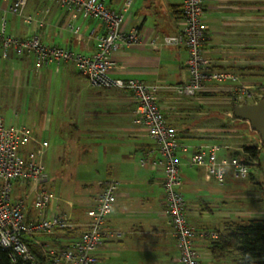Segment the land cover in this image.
Listing matches in <instances>:
<instances>
[{
    "label": "crops",
    "instance_id": "1",
    "mask_svg": "<svg viewBox=\"0 0 264 264\" xmlns=\"http://www.w3.org/2000/svg\"><path fill=\"white\" fill-rule=\"evenodd\" d=\"M124 1L107 0V4L118 11ZM8 7L7 1L0 0V19L3 14L11 16L9 24L6 23L8 33L22 38L36 34L46 45L84 56L95 52L94 37L103 33L99 20L78 17L73 22L80 29V35L76 36L66 28L68 12L47 0H27L24 13L38 20L31 26L8 12ZM180 8L181 0H132L122 30L136 29L141 45L114 53L117 68L112 76L160 86L158 105L167 125L177 131L180 142L190 146L217 145L221 160H241L236 157L237 152L247 158L245 148L239 146L260 149L258 134L246 121L231 116L230 110L212 111L207 104L219 99L218 96L233 100L234 106L254 104L256 99L242 95L240 86L248 93L263 95L259 91L264 89V0H205L204 21L208 26L205 55L214 70L236 75L240 85L223 83L194 99L179 97L170 89L188 79L185 48L148 45L179 31ZM16 19L22 23L21 34H18L21 23ZM49 88L60 94L59 107L72 119L70 126L80 127L81 133L88 138L90 144L83 148L84 154L94 153L99 160L97 163L102 166L101 171L95 170L97 189L89 195V203L80 206L81 209L73 212L70 204L71 208L64 212L54 204L56 200L50 203L44 217L62 214L72 223V229L67 234L57 231L53 237L51 235L54 238L52 245L56 247L49 249L65 248L78 238L87 226L86 215L95 206L100 183L114 180L119 189L107 218V228L122 232L124 236L121 240L104 241L96 251L98 264H179L175 239L164 214L162 170L154 164L159 160L158 151L154 142L133 122L135 99L132 94L118 88L90 87L70 62L51 63L35 70L32 57L18 56L10 51L3 59L0 50V101L4 93L13 91L18 95L23 92L35 94V98L44 92L48 99ZM239 99H243L241 104L236 103ZM0 115L5 122L1 112ZM214 116L224 117L227 121L215 119V122ZM187 157V153H177L181 192L191 225L199 230L217 232L230 221L264 218V211L258 210V202L235 201L246 197L261 200L257 195L249 196L252 189L236 184L229 172L226 182L218 185L204 169L187 166ZM26 191L27 186L15 184L13 200L20 199ZM31 202L27 211L29 219L37 217ZM48 240L50 238L38 240V244L32 245L45 254ZM193 247L199 254L200 264H233L212 256L209 238H195Z\"/></svg>",
    "mask_w": 264,
    "mask_h": 264
},
{
    "label": "built area",
    "instance_id": "2",
    "mask_svg": "<svg viewBox=\"0 0 264 264\" xmlns=\"http://www.w3.org/2000/svg\"><path fill=\"white\" fill-rule=\"evenodd\" d=\"M8 12L20 18L26 25L38 20L24 13L27 0H5ZM64 8L69 14L66 28L76 36L80 29L73 22L81 19H96L103 26V33L94 37L95 52L90 56L41 42L38 35L19 37L6 31V20L0 19V50L3 59L10 51L18 56L32 57L35 70L51 63L70 62L83 76L90 87L98 89L118 88L132 94L135 99L133 122L155 144L159 160L154 164L162 170V196L164 214L175 239L179 264H200L199 254L193 247L197 237L216 239L217 232L199 230L187 219L186 203L181 192L180 163L177 153H187L189 167L204 169L218 185L226 182L227 172L234 180L247 179L253 174L258 160L250 164L230 158L218 157L219 147L190 146L179 141L177 131L169 127L165 115L158 105V85L145 84L136 79H121L112 76L117 68L113 59L121 49L141 45L136 29L122 30L132 0H125L121 9L115 11L107 0H47ZM181 20L179 31L151 41V47L182 46L187 51L186 71L188 79L170 89L179 97L194 99L198 95L223 83L240 85L239 78L229 72L214 70L205 55L208 26L205 24V0H181ZM240 93L254 97L255 103L264 95L248 93L240 86ZM240 103L243 99H239ZM233 116V114H232ZM233 120V118L230 116ZM262 146V145H261ZM49 148L46 140L38 138L26 126H5L0 115V246L9 251L10 257L20 258L22 264H98V248L106 239H121L122 232H112L107 228V218L116 202L119 184L114 180L100 183L101 189L95 206L87 213L88 223L78 238L69 246L59 250L46 251V262L41 263L29 249L31 243L38 244L39 236H51L57 231H71L72 225L64 215L51 214L44 217L52 201L57 200L46 184L49 176L45 170L44 157ZM144 165V162H141ZM252 171V172H251ZM27 186L26 194L13 200L14 185ZM36 218L29 219V201ZM32 241V242H31Z\"/></svg>",
    "mask_w": 264,
    "mask_h": 264
},
{
    "label": "rangeland",
    "instance_id": "3",
    "mask_svg": "<svg viewBox=\"0 0 264 264\" xmlns=\"http://www.w3.org/2000/svg\"><path fill=\"white\" fill-rule=\"evenodd\" d=\"M3 17L8 25L11 16L3 14ZM16 21L21 23L17 19ZM7 28L9 29V27ZM21 33L22 23L20 28L18 27V34ZM48 94L47 99L44 92L38 98H35V94L31 95L25 92L20 95L15 91L11 94L4 93L0 101V112L5 119V126H26L37 133L38 138L49 143L48 152L44 157V166L49 175V182L46 187L56 197L57 200L54 201V204L59 206V211H68L71 204L73 212H76L81 209L80 206L88 204L91 198L89 195L95 193L97 189L95 170L101 171L102 166L97 163L99 160L94 153L92 155L84 154L83 148L90 144L89 140L86 135L81 133L80 127L76 129L70 126L72 119L68 113H63L59 107L60 94L58 91L54 92L52 88H49ZM218 98L216 101L207 104V107L212 111L222 113L230 110L232 116V102L234 101L222 99L224 98L222 96H218ZM236 103L241 104L240 101H236ZM215 119L227 121L224 117L217 118L214 116L213 121ZM239 147L246 148L244 145ZM247 147L250 148V146ZM237 153L238 156L236 157L243 162L248 164L253 162L249 155L245 158L241 152ZM261 155L260 163L254 169L253 174L244 180H234L237 181L236 184L244 185L253 190L248 192L249 196L257 195L261 197V200L246 197L235 199V201L239 203L241 200L250 204L258 202V210L264 211V147ZM52 237L39 236L37 240L50 238L48 240L49 246L45 247L49 251L51 250L49 247H56L52 245L54 243Z\"/></svg>",
    "mask_w": 264,
    "mask_h": 264
},
{
    "label": "trees",
    "instance_id": "4",
    "mask_svg": "<svg viewBox=\"0 0 264 264\" xmlns=\"http://www.w3.org/2000/svg\"><path fill=\"white\" fill-rule=\"evenodd\" d=\"M259 93L264 95V89ZM234 107L233 105L232 111ZM262 148L251 147L244 150L251 159L259 161ZM32 244L29 245L31 252L41 263L46 262L43 253ZM210 251L216 260H229L233 264H264V218H247L225 223L217 231V238L210 239ZM0 264H22V260H13L9 251L0 246Z\"/></svg>",
    "mask_w": 264,
    "mask_h": 264
},
{
    "label": "water",
    "instance_id": "5",
    "mask_svg": "<svg viewBox=\"0 0 264 264\" xmlns=\"http://www.w3.org/2000/svg\"><path fill=\"white\" fill-rule=\"evenodd\" d=\"M232 114L235 119L246 121L251 130L258 134L260 143L264 146V100L254 104L235 106Z\"/></svg>",
    "mask_w": 264,
    "mask_h": 264
},
{
    "label": "clouds",
    "instance_id": "6",
    "mask_svg": "<svg viewBox=\"0 0 264 264\" xmlns=\"http://www.w3.org/2000/svg\"><path fill=\"white\" fill-rule=\"evenodd\" d=\"M264 147V146H263Z\"/></svg>",
    "mask_w": 264,
    "mask_h": 264
}]
</instances>
